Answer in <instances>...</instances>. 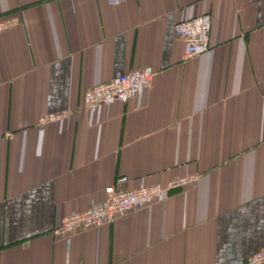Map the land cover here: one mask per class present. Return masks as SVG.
Instances as JSON below:
<instances>
[{"label":"crops","instance_id":"obj_1","mask_svg":"<svg viewBox=\"0 0 264 264\" xmlns=\"http://www.w3.org/2000/svg\"><path fill=\"white\" fill-rule=\"evenodd\" d=\"M202 14L211 50L186 58L173 26ZM0 21V264H246L264 249V0H0ZM141 69L140 97L82 108ZM186 175L109 225L52 233L121 176L134 190Z\"/></svg>","mask_w":264,"mask_h":264},{"label":"built area","instance_id":"obj_2","mask_svg":"<svg viewBox=\"0 0 264 264\" xmlns=\"http://www.w3.org/2000/svg\"><path fill=\"white\" fill-rule=\"evenodd\" d=\"M124 1L107 0L110 5H118ZM12 21H0V32ZM211 25L212 19L209 14L175 23L172 31L176 38L185 43L186 58L202 55L211 50ZM152 78L153 72L148 69L117 74L111 81L95 85L85 91L82 108L90 111L112 101L125 102L134 97H140L150 87ZM63 116L50 114L43 117L40 122L43 124L53 122ZM197 180L196 175H186L175 177L164 185H140L134 190H128L122 187L127 178L121 176L117 178L115 185L104 190L102 201L93 203L84 211L73 212L64 217L52 233L56 238L68 240L71 235L80 231L109 225L130 212L162 200L170 190L194 185ZM246 264H264V249L251 256Z\"/></svg>","mask_w":264,"mask_h":264}]
</instances>
